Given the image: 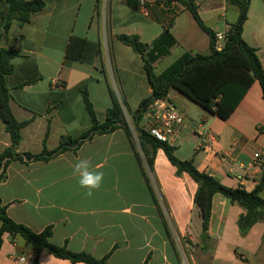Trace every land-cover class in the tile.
Listing matches in <instances>:
<instances>
[{
    "label": "crops",
    "instance_id": "0c3cea01",
    "mask_svg": "<svg viewBox=\"0 0 264 264\" xmlns=\"http://www.w3.org/2000/svg\"><path fill=\"white\" fill-rule=\"evenodd\" d=\"M143 1L145 5L142 0H44V8L29 22L14 20L8 30H0V47L18 53L7 77L10 108L18 121H28L15 149L21 159L9 161L0 181L2 204L12 219L35 232L50 227L52 243L96 258L106 256L107 264H258L264 220L242 234L239 219L245 208L216 193L204 234L194 201L198 183L188 173H178L162 149L151 167L130 124L133 112L153 89L141 55L120 35H138L152 45L169 30L176 42L154 63L157 74L185 52L212 51L210 36L180 2L181 9L173 12L171 2ZM194 2L214 34L227 32L238 20L240 9L231 0ZM4 8L0 2V11ZM242 36L256 48L264 68V0H249ZM214 42L217 50L226 43L215 38ZM84 86L97 120L106 121L115 96L129 131L119 127L48 159L29 160L25 153L56 150L63 138L76 139L90 129ZM172 89L167 101L185 119L174 145L176 157L193 159L199 171L230 187L252 191L261 184L264 197V97L259 82L252 84L228 119ZM143 121L144 114L141 127ZM207 129L216 139L204 143ZM11 146L0 117V153ZM82 159L89 161L90 171L104 174L90 196L73 175V165ZM19 256L26 258L21 264H33L36 257L39 264H86L45 250L36 254L26 239L4 233L0 264H19Z\"/></svg>",
    "mask_w": 264,
    "mask_h": 264
},
{
    "label": "trees",
    "instance_id": "16d2710c",
    "mask_svg": "<svg viewBox=\"0 0 264 264\" xmlns=\"http://www.w3.org/2000/svg\"><path fill=\"white\" fill-rule=\"evenodd\" d=\"M167 3L175 0H165ZM192 13L199 26L211 38V54L185 52L161 74L154 70V63L176 41L166 28L160 38L152 43H144L138 35L122 34L119 39L140 54L143 66L153 89L152 95L143 99L139 107L132 114V122L138 135L140 145L146 155L148 164L152 167L156 153L162 149L170 162L176 166L178 173H188L197 183L198 189L194 201L200 209L202 217V230L207 234L212 214V199L216 193H221L231 202L238 203L245 208V213L240 216L239 227L242 234H246L250 227L259 220H264V197L260 192L262 185L254 190L247 191L242 187H230L218 181L215 177L204 171H199L193 159L181 160L174 154L175 146L161 141L151 135L140 126L144 112L158 98L167 100L171 88H175L207 111L216 114L222 119H228L240 101L246 95L255 81H258L264 97V68L258 57L256 48L246 42L242 36L243 25L247 19L249 0H231L238 5L240 14L236 23L232 24L227 33L226 43L223 49L215 48V34L201 19L194 0H176ZM5 8L0 11V30H8L14 20L21 23L29 22L31 17L42 10L44 0H0ZM166 5V4H165ZM1 35V34H0ZM18 53L7 47H0V117L10 133L12 146L0 153V181L5 178V170L11 159H21L15 149L22 140L21 130L28 121H18L10 108V92L7 85V77L13 72L12 59ZM85 108L92 118V126L76 139L63 138L58 149L44 150L42 153H25L29 160L48 159L68 146L78 147L84 141L95 134L109 133L119 127L129 131L128 124L123 116V108L120 101L114 96L113 104L107 111L106 121L100 123L92 102L89 99L87 87L81 88ZM0 248L3 243V234L21 236L29 241L34 252L48 251L59 258L70 259L73 262L86 264H107V257L96 258L87 252H74L65 245L52 243L50 227L41 232H35L23 223L12 219L0 199ZM33 264H39L36 257Z\"/></svg>",
    "mask_w": 264,
    "mask_h": 264
},
{
    "label": "built area",
    "instance_id": "2783aa9c",
    "mask_svg": "<svg viewBox=\"0 0 264 264\" xmlns=\"http://www.w3.org/2000/svg\"><path fill=\"white\" fill-rule=\"evenodd\" d=\"M171 4L173 12H177L181 9V5L178 1H172ZM142 5H145V1L143 0ZM227 33L228 31L224 33L218 32L215 34V39L217 41L226 42ZM57 83H59V80ZM183 126H185L184 116L176 109L173 104L169 103L165 99H156L144 112V121L142 125L143 129L149 132L155 138L167 142L171 146H174L178 143ZM215 139L216 134L211 129H207L202 134V141L204 143H207L208 141H214ZM260 156L261 155L259 152L254 154L255 160H258L257 164H260ZM16 261L21 264L26 261V258L24 256H19L16 258Z\"/></svg>",
    "mask_w": 264,
    "mask_h": 264
},
{
    "label": "clouds",
    "instance_id": "9594fccd",
    "mask_svg": "<svg viewBox=\"0 0 264 264\" xmlns=\"http://www.w3.org/2000/svg\"><path fill=\"white\" fill-rule=\"evenodd\" d=\"M89 168L90 163L86 159L77 160L73 165V175L78 177V184L90 196L94 189L101 186L104 174L99 170L90 171Z\"/></svg>",
    "mask_w": 264,
    "mask_h": 264
},
{
    "label": "rangeland",
    "instance_id": "374dc122",
    "mask_svg": "<svg viewBox=\"0 0 264 264\" xmlns=\"http://www.w3.org/2000/svg\"><path fill=\"white\" fill-rule=\"evenodd\" d=\"M173 91H176L175 89H172ZM177 92V91H176ZM193 104H197L196 106H200L198 103H193ZM127 117V116H126ZM125 117V121L127 122V124H128V118H126ZM130 124H132L131 126H132V128H134V126H133V123L132 122H130ZM137 132H135V134H136ZM137 135V134H136ZM138 136V135H137ZM254 259H252V261H253ZM258 264H264V242H263V246H262V248H261V250H260V252H259V254H258V257L256 258V260H255Z\"/></svg>",
    "mask_w": 264,
    "mask_h": 264
},
{
    "label": "water",
    "instance_id": "95a60500",
    "mask_svg": "<svg viewBox=\"0 0 264 264\" xmlns=\"http://www.w3.org/2000/svg\"><path fill=\"white\" fill-rule=\"evenodd\" d=\"M1 46H4V44H2Z\"/></svg>",
    "mask_w": 264,
    "mask_h": 264
}]
</instances>
